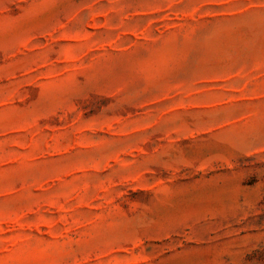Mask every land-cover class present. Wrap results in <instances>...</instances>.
I'll return each mask as SVG.
<instances>
[{"label": "rangeland", "instance_id": "374dc122", "mask_svg": "<svg viewBox=\"0 0 264 264\" xmlns=\"http://www.w3.org/2000/svg\"><path fill=\"white\" fill-rule=\"evenodd\" d=\"M0 264H264V0H0Z\"/></svg>", "mask_w": 264, "mask_h": 264}]
</instances>
